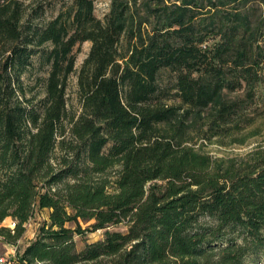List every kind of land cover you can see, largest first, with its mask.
<instances>
[{
    "label": "trees",
    "instance_id": "obj_1",
    "mask_svg": "<svg viewBox=\"0 0 264 264\" xmlns=\"http://www.w3.org/2000/svg\"><path fill=\"white\" fill-rule=\"evenodd\" d=\"M49 5L0 0L12 264H245L264 251V145L225 158L192 138L264 107V0H110L103 17L71 0L46 19ZM36 209L47 215L21 249Z\"/></svg>",
    "mask_w": 264,
    "mask_h": 264
},
{
    "label": "rangeland",
    "instance_id": "obj_2",
    "mask_svg": "<svg viewBox=\"0 0 264 264\" xmlns=\"http://www.w3.org/2000/svg\"><path fill=\"white\" fill-rule=\"evenodd\" d=\"M26 3L43 2L50 3L45 11V18L48 19L58 12L60 7L64 4H69L71 0H24ZM94 13L98 17L103 15L109 10L110 0H93ZM90 47V41H84L80 44L76 50L75 67L79 68L83 58L86 56ZM68 93L70 102L74 107L78 105L76 96V73L69 76ZM248 112L249 120H244L242 127L239 130H231L230 134L222 137H212L211 140H205L201 137V134H192L193 140L196 145L200 146L203 150L209 152L216 157H244L247 153L256 149L259 145H264V107H260L256 110ZM245 116V117H247ZM240 139L242 142H237ZM47 215V210L36 209L26 223V229L23 236L17 242L19 248H23L28 240L33 238L36 234L37 227ZM85 225V224H84ZM0 226H13V220L10 217L4 219ZM116 229L124 230L123 226H117ZM103 230L88 231L83 236L75 235V243L77 249L84 246L86 242H91L102 237ZM15 247L0 235V257L3 259V264H9L15 254ZM245 264H264V251L260 252L255 257H248Z\"/></svg>",
    "mask_w": 264,
    "mask_h": 264
},
{
    "label": "built area",
    "instance_id": "obj_3",
    "mask_svg": "<svg viewBox=\"0 0 264 264\" xmlns=\"http://www.w3.org/2000/svg\"><path fill=\"white\" fill-rule=\"evenodd\" d=\"M13 260L9 263V264H12ZM0 264H3V259L2 257H0Z\"/></svg>",
    "mask_w": 264,
    "mask_h": 264
}]
</instances>
